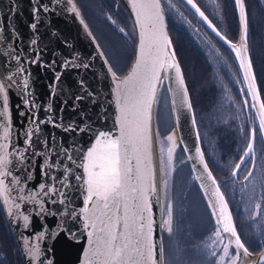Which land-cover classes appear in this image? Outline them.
Returning a JSON list of instances; mask_svg holds the SVG:
<instances>
[{
	"label": "snow or ice",
	"instance_id": "6c2138e0",
	"mask_svg": "<svg viewBox=\"0 0 264 264\" xmlns=\"http://www.w3.org/2000/svg\"><path fill=\"white\" fill-rule=\"evenodd\" d=\"M211 2L219 7L217 0ZM183 3L190 6L192 15L198 17L202 26L211 30L234 53L241 74L236 82L242 85L239 92L244 97L243 106L249 110V118L254 120L246 147L231 168L229 180L225 181L218 180L213 174L201 147L188 87L169 36V12H177L190 27L193 26L192 20L179 11L174 0H127L134 15V29L138 31L134 60L127 75L122 78L104 52L100 51V45L96 44L113 85L115 124L118 125V135L115 136L83 122H65L62 115L53 113L51 101L58 97V88L60 93L64 91L60 85L65 71L87 70L91 65L85 63L78 53L59 62L53 59L48 64L43 63L38 49V25L42 14L69 13L75 16L95 42L77 0H49V3L31 0L32 22L28 28L32 36L28 46L32 55L21 47V36L16 28L9 29L5 36L4 26L0 25V209L11 224L19 225L26 231H32L33 217L41 222L42 227L31 237L20 233L29 264H53L47 255L52 248L42 247V244L57 240L61 233L75 242L86 234L87 246L83 250L81 264H164L165 250L157 245L155 238L157 221L153 206L155 204L162 209L160 228L171 235L173 202L169 198V182L175 170L174 154L179 146L175 133L166 137V149L165 142L160 141L158 178L153 154L152 116L153 107L158 102L159 87L165 81L172 96V111L176 114L177 126L180 113L186 110L196 130L192 148L184 143L183 138L180 144L184 145L182 151L188 153L187 159L192 162L194 180L214 222V229L207 237L209 242L203 245L205 251L214 258L212 264H244L245 259L253 255L237 231L230 198L222 190V183L231 182L234 190L239 183L242 196L247 195L250 201L256 199L252 210L244 209L248 218L255 221L262 214L264 177L261 178V191L257 198L254 172L258 170V165L254 145L257 132L264 140V99H261L249 55V13L245 0H234L239 39L233 42L202 10L197 0H183ZM61 5L63 7L58 9L57 6ZM15 10L14 7L12 11ZM107 19L116 24L111 15ZM195 31L200 29L195 28ZM119 32L129 36L124 27H120ZM64 43L66 47H71L67 41ZM37 64L50 69L53 74L48 86L49 103L43 107L46 114L43 119L39 115L41 105L36 101L28 67ZM57 68L60 70L57 71ZM76 84L82 93L94 95L83 79ZM10 93L20 100L15 105L23 125L19 131L12 122ZM85 98L84 94L73 96V111ZM67 103V99L62 101L61 113ZM43 125L77 136L86 133L90 143L84 147L73 137L65 147L63 138L57 140L54 133L42 135ZM37 158H40L38 183L35 181ZM249 164L245 170L244 166ZM249 184L254 185L250 195L247 193ZM77 200L82 201V206L77 207ZM52 206L57 207L53 210ZM52 217L57 220L56 226L49 228L46 218ZM261 244L264 246V241ZM252 264H264V251Z\"/></svg>",
	"mask_w": 264,
	"mask_h": 264
},
{
	"label": "rangeland",
	"instance_id": "374dc122",
	"mask_svg": "<svg viewBox=\"0 0 264 264\" xmlns=\"http://www.w3.org/2000/svg\"><path fill=\"white\" fill-rule=\"evenodd\" d=\"M197 3L206 14H209L210 19H213L218 28L224 29L225 32V23L227 22L230 27L229 21L232 16L237 25L230 22L236 25L237 36L231 37L228 33L226 35L233 42L238 41L239 24L234 0H217L218 8L211 0H198ZM77 4L101 50L109 62L114 65L118 76L122 78L128 73L134 59L137 39V30L134 29V21L127 6L122 0H77ZM245 4L249 13V54L258 86V79L260 80L261 97L264 99L262 93L264 91V74H260L259 69L262 67L264 71V0H245ZM187 8L190 10V6ZM179 11L182 12L180 8ZM109 15L116 20L115 25L107 19ZM168 16L169 34L190 91L203 150L210 168L218 180H229L231 168L238 162L239 155L246 147L249 129L254 124V120L249 118V110L243 106L244 97L239 92L242 85L236 82L241 77L238 63L234 53L211 30L195 22L190 27L175 11L169 12ZM184 16L186 15L184 14ZM120 27L125 28L129 33L128 37L119 32ZM195 28H199L200 31H195ZM224 31L222 32L225 34ZM158 91V102L155 105V113L159 114V117L156 115L155 123L157 133L160 126V133L167 129L170 130L169 134L175 133L166 83L160 86ZM242 127L243 132L241 131ZM256 141L258 170L254 172V177H256L254 184L258 198L261 191L259 185L261 178L264 177V151H261L264 149V140L261 139L259 132H257ZM176 150L175 170L171 174L169 182V198L173 202V233L169 235L167 231H164V264H212L214 258L209 257L203 247L209 242L207 237L214 229V223L210 219L207 207L205 208L206 212L198 209L195 218L200 224H203L208 234L199 240L200 248L197 245L196 249H186V244L181 241L183 232L180 227H176L175 220L176 215L178 217L180 213L179 206L182 195L189 189L192 178L190 166H187V157L182 151L181 145ZM248 166L250 164L244 166L245 170ZM242 175L243 173L240 176L241 180ZM253 186V184H249L247 189L249 195L253 191ZM240 187L241 185L238 183L234 190L231 182L226 185L222 183V190L230 198V207L233 210L237 231L249 250L252 253H257L264 249L261 244V241H264V208H262V214L255 221L250 220L244 209L252 210L256 199L250 201L247 195L242 196ZM201 198L197 196L193 201L188 202L187 209L194 210ZM201 203L203 206L206 205L203 200Z\"/></svg>",
	"mask_w": 264,
	"mask_h": 264
},
{
	"label": "water",
	"instance_id": "95a60500",
	"mask_svg": "<svg viewBox=\"0 0 264 264\" xmlns=\"http://www.w3.org/2000/svg\"><path fill=\"white\" fill-rule=\"evenodd\" d=\"M122 1L124 2L125 6H127L130 15L134 21V15L131 13V10L127 5V0H122ZM40 2L49 3V0H40ZM14 7L16 10L12 11ZM31 7H32L31 0H0V25L4 26V34L5 36H7L9 29L13 27L16 28L20 33L21 41H22L21 47L24 48L25 52H29L28 41L32 36V33L29 31L28 28V25L32 22ZM57 7L59 9L63 6L61 5ZM85 22L87 23L86 19ZM53 33H55V35H53ZM38 34H39L38 49L41 52V59L43 63L48 64L53 59H56L59 62L63 58L71 56L73 53H78L79 57L85 63H89L91 65V67L87 70L80 68V69H69L65 71L64 75L61 77L62 84L60 85V87H62L64 91L60 93L58 88L57 89L59 93L58 97L55 100L51 101L53 107V113L58 116L62 115L65 122H69L73 120L76 121V123L78 124L83 122L92 127L108 131L114 136L118 135V125L115 124L116 109L114 104L113 85L110 76L107 73V68L104 65L103 59L99 56L98 51L96 49V44L98 43V41L95 39V42H93L92 38H90L87 35V33L83 29V26L79 24V21L75 18L74 15L59 11L48 14H42L41 23L38 25ZM65 41H67L71 47H66L64 43ZM248 48H249V44H248ZM100 51H102L101 48ZM29 54L32 55L33 53L29 52ZM176 59L179 61L180 67L182 69L180 60L179 58H177V55H176ZM28 67H29V71L32 74L31 83L33 85L36 101L38 104L41 105L39 115L43 119L46 115L45 112L43 111V107L49 103L48 86L52 82L53 74L50 69L41 68L39 64L29 65ZM59 70L60 69L57 68V71ZM182 72L184 75L183 69ZM80 79H83L85 81L88 90L94 94L93 96H87V93L81 92L78 85L76 84V81H79ZM184 79H185V75H184ZM256 81H257V77H256ZM165 83L168 88V82L165 81ZM185 83L187 85L186 79H185ZM188 92L191 100L190 91L188 90ZM76 94H84L86 98L84 100L79 101L78 104L76 105L75 111H73L72 98ZM65 99H67L68 103L67 105H63V112L61 113L60 109L62 107V101H64ZM261 99L263 98L261 97ZM171 100H172V96L169 93V102H171ZM18 103H20L18 97L15 94L10 93L12 122L13 125L16 126L17 131H19L20 128L23 127V125L20 123L19 110L15 107V105ZM155 105L153 107V116H152L153 154H154V164L157 167V174L159 178L160 176L159 157H158L159 152H158L157 127L155 124L156 123ZM171 113L173 115V123L175 127L177 143L181 145L183 149L184 145L180 144V141L183 138L184 143L187 144L189 148H192L196 138L195 136L196 130L193 129L192 127L190 114L186 110L181 112L179 115V126H177V118H176V114L173 113L172 111V103H171ZM42 128H43L42 135L48 136L49 134L54 133L57 140L63 138V143L65 147H67L68 144L72 142L73 137H75L78 143L83 144L84 147H87L90 143L89 136L86 133H81L79 136H77L75 133H64L60 129L52 128L49 125H43ZM256 142L257 141H255V145ZM20 143H22V141H20ZM185 155L187 157L188 153H185ZM187 161H188L187 166H190L189 169H190L191 177L195 182L194 174L192 172V162L189 161L188 159L186 160V162ZM36 163H37V167L35 169V181L36 183H38L40 181V169H39L40 158H37ZM195 184L196 186L198 185L197 182H195ZM201 197L203 198L202 193H201ZM203 201L205 202L204 198ZM76 205L77 207L82 206V201L77 200ZM52 207L54 210L57 206H52ZM153 211H154V218L157 221V224L155 226L156 243L158 246L164 248V243H163L164 231L161 230L159 225V221L161 215L163 214V211L160 207L156 206L155 204L153 206ZM3 214L4 217L6 218L8 228L11 230L12 237L15 240L16 247L19 252L20 260L22 261V264H29V261L26 258L25 253L23 251L22 240L20 239V233L23 232V235L31 237L33 232L40 230V228L42 227L41 222L39 221L38 218L33 217L32 231L30 232L23 230L19 225L11 224L10 219L6 216L4 211ZM46 221L49 228H54L56 226L57 220L55 217L46 218ZM75 226L76 225H74V227ZM45 246L52 248V251L49 252L47 255L52 260L53 264H81L82 253L84 248L87 246L86 234L80 237L79 242H75L68 240L67 237L63 233H61L60 236L57 238V240L55 241L48 240L46 245L42 244V247ZM157 251L159 255V248L157 249ZM262 251H264V249H262L257 253L254 252L253 255L250 257V263L248 262V264H252L253 261H258L259 253H261ZM164 263H165V254H164Z\"/></svg>",
	"mask_w": 264,
	"mask_h": 264
},
{
	"label": "flooded vegetation",
	"instance_id": "af4514ba",
	"mask_svg": "<svg viewBox=\"0 0 264 264\" xmlns=\"http://www.w3.org/2000/svg\"><path fill=\"white\" fill-rule=\"evenodd\" d=\"M174 2L176 4H178V7L180 8V10H182V12L186 15V17L189 20H192V23L195 22V23L199 24L198 18L194 17L192 15L191 11L188 10L186 4L183 3V0H174ZM197 2H198V0H197ZM224 23H225V21H224ZM225 25H226V23H225ZM104 31L105 32L107 31L105 29V27H104ZM221 31H224V29ZM225 34H226V32H225ZM179 210H180L179 216L177 217V215H176L175 221H176V227L177 228L180 227L182 232H183V235L181 237V241L186 244L185 245L186 249H188V250L194 249V247L196 245L195 243L199 242V240L201 238H204L208 235L207 230H205L203 224H200L199 221L195 220V216L193 215L192 210L187 209V206L186 207L183 206V209H182V207L179 206ZM183 211H184V213H183Z\"/></svg>",
	"mask_w": 264,
	"mask_h": 264
},
{
	"label": "trees",
	"instance_id": "16d2710c",
	"mask_svg": "<svg viewBox=\"0 0 264 264\" xmlns=\"http://www.w3.org/2000/svg\"><path fill=\"white\" fill-rule=\"evenodd\" d=\"M231 22L236 23L232 16ZM229 21V25L226 22V33L230 34L231 37L237 36L236 25ZM259 65V64H258ZM260 66V65H259ZM260 74H264L263 68L260 67ZM259 87H260V80ZM264 94V91H262ZM263 96V95H262ZM0 264H22L20 260V255L16 247V243L12 238L10 229H8L6 218L4 217L2 209H0Z\"/></svg>",
	"mask_w": 264,
	"mask_h": 264
},
{
	"label": "bare ground",
	"instance_id": "6f19581e",
	"mask_svg": "<svg viewBox=\"0 0 264 264\" xmlns=\"http://www.w3.org/2000/svg\"><path fill=\"white\" fill-rule=\"evenodd\" d=\"M156 115H157V117H159V114L156 113ZM160 131H161V126H160V130L158 131V152H159V148H160V141H164L165 142L164 143L165 149L167 148L168 144H167V141H166V137L170 133L169 129L163 131L162 133H160ZM158 157H159V160H160V152L158 153ZM175 159H176V152L174 154V161H175ZM178 182H177V184H178ZM188 188L189 189L186 190V192L182 195V201H181V204H180V207H182V209H183V206L184 207L187 206L188 202H190L191 200L193 201V199H195V197L199 196V198H201L199 187L196 186V184H195V182L193 181L192 178L190 179V185H189ZM202 200H203V198H201V201ZM201 201H198L197 207H194V210H192V213L195 216V218L197 217L198 209H200L202 212H206L205 205L203 206ZM184 211H183V213H184ZM195 244L196 245H195L194 249L197 248V245H198V248H200V246H201L200 242H197ZM246 262L250 263V257L245 259L244 264H246Z\"/></svg>",
	"mask_w": 264,
	"mask_h": 264
}]
</instances>
